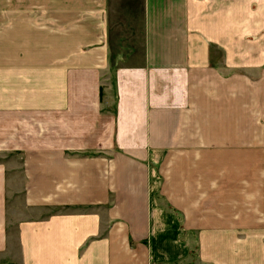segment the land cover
I'll list each match as a JSON object with an SVG mask.
<instances>
[{
    "label": "crops",
    "instance_id": "obj_1",
    "mask_svg": "<svg viewBox=\"0 0 264 264\" xmlns=\"http://www.w3.org/2000/svg\"><path fill=\"white\" fill-rule=\"evenodd\" d=\"M0 264H264V0H0Z\"/></svg>",
    "mask_w": 264,
    "mask_h": 264
},
{
    "label": "rangeland",
    "instance_id": "obj_2",
    "mask_svg": "<svg viewBox=\"0 0 264 264\" xmlns=\"http://www.w3.org/2000/svg\"><path fill=\"white\" fill-rule=\"evenodd\" d=\"M132 44L133 45L136 44L138 46V49L141 48V46H142V36H141V32H139L137 34V38L134 39V41H132ZM15 196H14V198L13 197L10 198L9 205H10V209H15V211H18V210H21L22 209V206H21V194H15ZM10 228L13 229L14 226H10Z\"/></svg>",
    "mask_w": 264,
    "mask_h": 264
}]
</instances>
